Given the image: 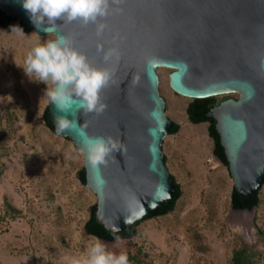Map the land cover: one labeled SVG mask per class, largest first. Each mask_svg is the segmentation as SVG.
Returning a JSON list of instances; mask_svg holds the SVG:
<instances>
[{
	"label": "water",
	"instance_id": "obj_1",
	"mask_svg": "<svg viewBox=\"0 0 264 264\" xmlns=\"http://www.w3.org/2000/svg\"><path fill=\"white\" fill-rule=\"evenodd\" d=\"M0 10L26 29L47 34V21L37 28L21 0H0ZM103 22L107 27L97 35L92 23L57 19L52 34L68 38L91 64L112 73L100 93L106 110L85 114L73 105L60 111L48 103L54 131L80 151L86 136L110 135L124 146L98 166L81 151L85 185L96 196L97 222L114 233L127 230L173 197L175 184L161 147L173 123L159 91L158 67L171 69L169 87L182 96L238 94L213 106L210 116L234 190L242 198L255 196L264 181V0H110ZM97 45L117 48L119 58L105 61ZM174 73H182L178 86ZM57 116L69 119V128L58 131ZM141 209L125 223L132 210ZM81 234H88L85 227Z\"/></svg>",
	"mask_w": 264,
	"mask_h": 264
},
{
	"label": "rangeland",
	"instance_id": "obj_2",
	"mask_svg": "<svg viewBox=\"0 0 264 264\" xmlns=\"http://www.w3.org/2000/svg\"><path fill=\"white\" fill-rule=\"evenodd\" d=\"M54 37L23 29L18 19L0 26V215L5 198L19 211L0 221V264H68L65 257L82 258L97 239L117 254L140 247L152 264H227L233 249L245 244L255 264H264V183L258 205L232 208L233 182L213 153L208 123L189 121L192 98L169 87L167 67L157 68L158 87L179 129L161 147L181 196L171 212L140 222L133 237L108 241L81 234L96 203L78 175L83 154L47 125V85L18 66L33 46Z\"/></svg>",
	"mask_w": 264,
	"mask_h": 264
},
{
	"label": "clouds",
	"instance_id": "obj_3",
	"mask_svg": "<svg viewBox=\"0 0 264 264\" xmlns=\"http://www.w3.org/2000/svg\"><path fill=\"white\" fill-rule=\"evenodd\" d=\"M112 2L118 3L119 0ZM21 3L37 28L47 21L48 26L43 28L47 34L55 31L57 19L66 22L80 21L84 25L92 23L97 35L102 34L107 27L103 18L108 15L110 0H21ZM16 30L23 32L19 28ZM97 48L103 52L105 61L113 57L118 59L120 56L115 47L104 50L102 46L97 45ZM18 66L23 68L29 78L47 85L44 96L47 97L48 103L52 102L60 111L75 105L77 110L85 114H102L107 108L100 93L109 85L112 73L107 68L91 64L86 55L77 50L66 37L37 43ZM55 124L57 130L62 132L69 128L71 121L65 116H57ZM123 150L124 146L120 140L110 135L86 136L81 149L93 166L106 165L108 157ZM142 212V209L139 212L132 210L130 215L125 217V223L131 224L133 217H138ZM65 260L68 264H130L126 253L117 254L110 251L98 239L87 248L82 258L65 257Z\"/></svg>",
	"mask_w": 264,
	"mask_h": 264
},
{
	"label": "trees",
	"instance_id": "obj_4",
	"mask_svg": "<svg viewBox=\"0 0 264 264\" xmlns=\"http://www.w3.org/2000/svg\"><path fill=\"white\" fill-rule=\"evenodd\" d=\"M16 20L17 19L15 17L9 16L5 12L0 10L1 27H8ZM22 27L23 29H26L23 25ZM218 101L219 100L215 96L205 97V98H194L187 105L186 114L189 121L192 123H200V122L208 123L207 125L208 133L213 139V152L227 166L228 162L226 159L224 148L220 144V137L215 127V120L212 116H210L211 108L215 106L218 103ZM43 116L47 125L54 130V127L49 120L48 106H46ZM172 123L173 126L168 133H175L179 129L178 123L174 121H172ZM163 157H164V161L166 162L165 155H163ZM169 174L173 178V182L175 184V191L173 197L168 202L160 204L156 208L150 210V212L144 215L140 221L135 222L130 229L115 233L104 228L100 223L97 222L95 217L96 203H94L91 205L89 216L84 223V227L87 233L99 239H104L108 241L115 240L117 239V237L130 238L136 235L137 226L139 225L140 222L171 212L174 209L177 200L181 196V189H180V184L176 182L175 177L171 173ZM78 175L80 181L83 184H85V170L83 166L78 171ZM259 202L260 199L258 193L255 196L242 198L238 196L234 188L231 191V204L235 209H251L253 206L258 205ZM3 206H4V210L2 215H0V221L5 218L13 219L14 217H16V214L19 212L18 209L15 208L6 198L4 199ZM260 235L263 234L260 233ZM127 255L130 264H152V260L149 257L148 252L144 251L140 247H137L134 252L133 251L128 252ZM227 264H255V262L254 259L252 258L248 246H246L245 244H239L233 249L231 257Z\"/></svg>",
	"mask_w": 264,
	"mask_h": 264
},
{
	"label": "snow or ice",
	"instance_id": "obj_5",
	"mask_svg": "<svg viewBox=\"0 0 264 264\" xmlns=\"http://www.w3.org/2000/svg\"><path fill=\"white\" fill-rule=\"evenodd\" d=\"M152 67H155V64H151L150 65V68ZM183 68V66H181ZM182 73L180 74H177V73H174L173 74V82H174V86H178V80H179V76L181 75ZM152 79L153 81L155 80V77H154V74L152 75ZM249 92H250V89H249ZM194 94V93H193Z\"/></svg>",
	"mask_w": 264,
	"mask_h": 264
},
{
	"label": "flooded vegetation",
	"instance_id": "obj_6",
	"mask_svg": "<svg viewBox=\"0 0 264 264\" xmlns=\"http://www.w3.org/2000/svg\"><path fill=\"white\" fill-rule=\"evenodd\" d=\"M236 54H243V52L241 51L240 53H236ZM227 98H229V97H227ZM224 99H226V98H223V99L219 100L218 103H219L220 101L224 100ZM218 103H217V104H218ZM217 104H216V105H217Z\"/></svg>",
	"mask_w": 264,
	"mask_h": 264
}]
</instances>
